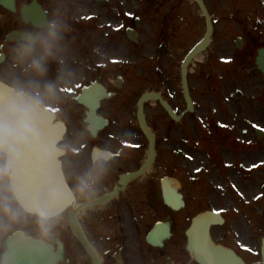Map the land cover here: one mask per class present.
Returning a JSON list of instances; mask_svg holds the SVG:
<instances>
[{"label":"flooded vegetation","instance_id":"1","mask_svg":"<svg viewBox=\"0 0 264 264\" xmlns=\"http://www.w3.org/2000/svg\"><path fill=\"white\" fill-rule=\"evenodd\" d=\"M12 1L8 8L0 0V82L23 87L64 126L62 165L75 196L70 209L95 259L67 212L45 233L43 219L19 209L3 183L0 158V264L9 236L20 230L53 245L55 264H207V240L201 230L196 234V217L204 212L214 242L223 247L220 261L264 264V134L257 132L264 131V0H203L213 36L188 66L193 112L182 65L207 29L194 0ZM55 17L68 28L41 76L19 64L14 49L24 32ZM152 91L180 119H172L161 101L144 104L156 140L149 167L139 109ZM200 111L206 129L197 122ZM101 151L111 154L109 171L94 196L81 197L76 177ZM202 245L205 263L196 252Z\"/></svg>","mask_w":264,"mask_h":264},{"label":"clouds","instance_id":"2","mask_svg":"<svg viewBox=\"0 0 264 264\" xmlns=\"http://www.w3.org/2000/svg\"><path fill=\"white\" fill-rule=\"evenodd\" d=\"M67 28L68 25L62 19L55 17L48 20L40 29L24 32L14 49V59L37 74L45 75L48 62L57 58ZM46 87L51 89L52 85L48 84ZM36 109L35 99L23 87L17 88L8 102L0 107V158L3 161V175L6 179L21 150L35 141L33 116ZM87 131L89 134H94L91 126ZM49 154H63V149L53 147ZM111 160V154L107 151L93 155L91 166L76 177L75 191L79 196L84 198L94 196L97 186L109 171ZM28 210L39 212L43 217L45 233L55 229L58 223L55 210L44 208Z\"/></svg>","mask_w":264,"mask_h":264},{"label":"water","instance_id":"3","mask_svg":"<svg viewBox=\"0 0 264 264\" xmlns=\"http://www.w3.org/2000/svg\"><path fill=\"white\" fill-rule=\"evenodd\" d=\"M14 94L10 88L0 84V102L5 105L10 96ZM35 141L27 148L22 149L12 164V189L20 205L29 213L40 215L39 212L30 211L31 208H44L59 213L66 202L70 203L72 194L65 182L61 167L60 154L50 155V149L57 148L62 139V128L45 117L44 109L37 104L33 116ZM145 125V123H144ZM145 132L153 143V137L146 127ZM55 163L56 167L53 166ZM56 182L62 183V188ZM65 204V205H64ZM64 205V206H63ZM61 206H63L61 208ZM41 216V215H40ZM208 237V231H207ZM88 247V245L85 243ZM19 254L10 256L19 258L20 264L28 259V249H19ZM27 264V262H26Z\"/></svg>","mask_w":264,"mask_h":264},{"label":"rangeland","instance_id":"4","mask_svg":"<svg viewBox=\"0 0 264 264\" xmlns=\"http://www.w3.org/2000/svg\"><path fill=\"white\" fill-rule=\"evenodd\" d=\"M86 2V0H85ZM201 33L198 34L196 36V40H198L200 37H201ZM43 99H41L42 101ZM205 100H202V102L199 104V107L198 109H200L201 107H203L205 105ZM199 115V117H197V122L203 127V129H206V123H205V119H204V115L205 113H203L202 111L198 112L197 113ZM69 120H71V118H69ZM253 127L255 128L256 125L254 124ZM249 132L246 130L244 131V138L245 139H248L249 137ZM263 184H264V163H260V178H259V192H260V195H263L264 194V189H263ZM263 210H264V203L261 201L260 203V207H259V212H260V215L263 213Z\"/></svg>","mask_w":264,"mask_h":264},{"label":"bare ground","instance_id":"5","mask_svg":"<svg viewBox=\"0 0 264 264\" xmlns=\"http://www.w3.org/2000/svg\"><path fill=\"white\" fill-rule=\"evenodd\" d=\"M4 105H1V102H0V107H3ZM44 112H45V117L48 119V120H54V114L53 113H51V112H49V110H45L44 109ZM59 126L62 128V131L64 132L65 130H64V126L62 125V124H59ZM62 154H60V156H61ZM59 161H60V167H61V169H62V161L59 159ZM53 166L54 167H56V165H55V163L53 164ZM58 185H59V189H61L62 188V183L61 182H56ZM70 200V203H65V204H68V205H63L64 206V208L61 210V211H65L67 208H68V206L69 205H71L72 203H74V199H72V198H70L69 199ZM90 204V203H89ZM91 205V204H90ZM63 206H61V208L63 207ZM87 206H89V205H87ZM204 239L205 240H207V238H206V236L204 235ZM221 259L219 258V259H217L216 261H214L216 264H221V262H223V264L225 263V261H220ZM226 263H228L227 261H226Z\"/></svg>","mask_w":264,"mask_h":264}]
</instances>
